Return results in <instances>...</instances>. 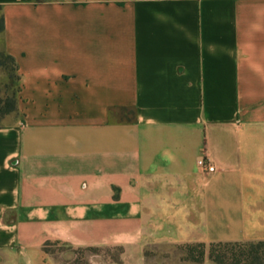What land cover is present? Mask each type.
Masks as SVG:
<instances>
[{"label":"crops","instance_id":"1","mask_svg":"<svg viewBox=\"0 0 264 264\" xmlns=\"http://www.w3.org/2000/svg\"><path fill=\"white\" fill-rule=\"evenodd\" d=\"M0 264L44 246L264 242V0H0ZM203 160L214 167L207 173Z\"/></svg>","mask_w":264,"mask_h":264},{"label":"rangeland","instance_id":"2","mask_svg":"<svg viewBox=\"0 0 264 264\" xmlns=\"http://www.w3.org/2000/svg\"><path fill=\"white\" fill-rule=\"evenodd\" d=\"M1 18V14H0ZM0 53H2V42L0 38ZM1 60V59H0ZM8 71L0 68V100L4 99L15 88L13 85V73L10 65H7ZM12 76V79H11ZM16 114L0 119V127L8 124L11 119H14ZM195 245V244H190ZM205 245V244H204ZM209 245H205V256L201 263L194 262L189 257V252L186 248V243L171 244L160 243L148 246L144 250L145 264H214L208 258ZM54 254L55 260L59 264H122V256L124 250L120 247L111 249H69L59 244L49 246ZM195 257L198 256V249L193 250Z\"/></svg>","mask_w":264,"mask_h":264},{"label":"trees","instance_id":"3","mask_svg":"<svg viewBox=\"0 0 264 264\" xmlns=\"http://www.w3.org/2000/svg\"><path fill=\"white\" fill-rule=\"evenodd\" d=\"M47 0H35L36 4L43 3ZM4 30L3 18H0V35ZM0 68L8 71L7 65H10L11 72L14 74V89L11 94L0 100V119L11 114L17 115L18 94L20 92V78L18 75L17 64L13 57L6 54L3 50L0 53ZM12 79V76H11ZM50 243L44 246L46 253L53 254L48 250ZM60 245V244H59ZM63 246V245H61ZM65 247V246H63ZM204 244L190 245L186 244L189 257L192 261L201 263L205 256ZM198 249V256L195 257L193 250ZM81 250V249H79ZM54 255V254H53ZM208 258L214 264H264V242H248V243H212L208 248Z\"/></svg>","mask_w":264,"mask_h":264},{"label":"built area","instance_id":"4","mask_svg":"<svg viewBox=\"0 0 264 264\" xmlns=\"http://www.w3.org/2000/svg\"><path fill=\"white\" fill-rule=\"evenodd\" d=\"M199 166L204 169L207 173H213L214 172V167L210 166L207 162L200 160L199 161Z\"/></svg>","mask_w":264,"mask_h":264}]
</instances>
